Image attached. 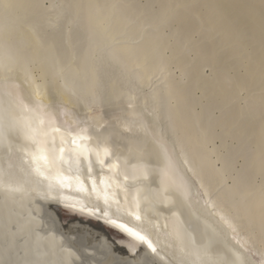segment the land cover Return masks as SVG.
Returning <instances> with one entry per match:
<instances>
[{
    "label": "bare ground",
    "instance_id": "bare-ground-1",
    "mask_svg": "<svg viewBox=\"0 0 264 264\" xmlns=\"http://www.w3.org/2000/svg\"><path fill=\"white\" fill-rule=\"evenodd\" d=\"M191 1L195 6L181 12L180 26L201 25L205 36L219 35L228 55H218V39L189 42L198 58L188 73L191 58L179 56L189 35L178 32L182 39L172 44L165 32L172 1L164 15L147 17V7L140 10L135 0H0V148L9 147L12 162L6 159L5 167L15 169L6 181L0 166V188L27 189L43 215L38 225L47 219L55 227L39 257L35 225L23 226L0 200L8 258L23 264H264V106L250 107L247 128L238 125L241 114L233 108L216 121L206 115L215 105L228 107L250 83L264 87V0ZM241 55L245 73L230 80L229 60ZM208 63L219 64L210 79L202 75ZM189 79L207 92L209 106L200 112ZM218 126L224 138L247 135L255 146L244 160L245 178L229 171L225 139L216 144ZM73 139L87 156L66 150ZM49 204L97 222L112 241L79 223L72 224L77 232H66ZM125 228L144 235L155 252ZM249 247L263 263L250 257Z\"/></svg>",
    "mask_w": 264,
    "mask_h": 264
},
{
    "label": "rangeland",
    "instance_id": "rangeland-1",
    "mask_svg": "<svg viewBox=\"0 0 264 264\" xmlns=\"http://www.w3.org/2000/svg\"><path fill=\"white\" fill-rule=\"evenodd\" d=\"M136 1V3L135 4H137V3H139L138 5H136L137 6V8H139L140 10H144L145 9V7H147L146 8V10H145V12H144V14H143V16L145 15V14H147L146 16L147 17H154V12H155V15H158L159 13H163V14H160V15H164L165 13H164V9H162L163 8V6L164 7H166V4H168V7L169 6H172V5H175L176 7L174 8V6H172L173 7V9H175V10H172V7H170L169 8V10H171V11H169V12H167V15H168V13L169 14H171L172 16L171 17H167V19H169L170 21H166L168 24H167V27L169 26V28L171 29V30H169V29H165V32H166V34L168 35H170L169 36V41H170V43H172V44H177L176 42V39L179 41V38H181L182 39V36L183 35H185V36H188L189 35V40L187 41L186 40V38L185 37H183V44L184 43H195V44H197V43H199V39H201V41L203 42L205 39V41H204V43L206 42V41H208L209 40V37H210V35H207V36H205V31H206V29H205V27L203 28L201 25L200 26H198V27H193L192 25H190V24H188L187 26H189L190 27V29H189V31L186 29V28H188V27H185V26H180V23H179V20H181V15L183 14V13H187V15L191 12L190 10H189V6L190 7H192V6H195V3H193L194 1H191V0H186V1H188V3H186L187 4V6H186V4H185V6H183V4H182V6L183 7H181V6H178L179 5V1L178 0H176V1H174V0H170V1H168V0H135ZM138 1V2H137ZM165 1V2H164ZM167 1V2H166ZM171 1H172V3H174V4H172L171 3ZM185 1V2H186ZM191 1V3H189ZM200 1V0H199ZM47 2L48 1H46V3H45V5H47ZM164 4H162V3ZM159 3V4H158ZM143 4V5H142ZM146 4V5H145ZM154 4V5H153ZM161 4V5H160ZM170 4H172V5H170ZM188 4H194V5H188ZM142 5V6H141ZM152 5V6H151ZM144 6V8H142ZM149 7V8H148ZM154 8V9H153ZM162 10H161V9ZM151 9H152V11H151ZM176 9H177V11H176ZM187 9V11H185ZM190 9H193V8H190ZM181 10V11H180ZM149 11H150V15H149ZM173 11H174V13H173ZM183 11V13H181ZM152 12V13H151ZM157 12H158V14H157ZM176 13H178L177 14V16H176ZM179 13H181V14H179ZM152 15V16H151ZM178 15H180L179 16V18H178ZM159 16V15H158ZM160 17V16H159ZM162 17V16H161ZM176 17L178 18V20L176 19ZM174 20V21H173ZM175 20H177V21H175ZM173 21V22H172ZM177 22V24H175ZM188 23V22H187ZM173 24H175V25H173ZM174 27V28H173ZM179 27V29H177ZM184 27H185V29H184ZM176 28V29H175ZM181 28H183V29H181ZM201 28H203V30L201 29ZM172 30H173V32H172ZM174 30H175V33H174ZM190 30H191V32H190ZM198 30V31H197ZM169 31L171 32V33H169ZM197 31V32H196ZM199 31H201V32H199ZM179 32V33H178ZM199 32V33H198ZM179 34V36H180V34L182 33L183 35H181V37H179L178 36V34ZM194 33V34H193ZM174 34V35H173ZM245 34V33H244ZM248 34H250V38H248V40L250 41V40H252V41H254V39H253V37H251L252 35H251V33H248ZM248 34H246V35H243V37L242 38H244V39H246L249 35ZM253 34V33H252ZM191 35V36H190ZM193 35V36H192ZM204 35V36H203ZM175 36V37H174ZM176 36H178V38L176 37ZM209 36V37H208ZM215 36V37H214ZM213 36V38H212V36L210 37V38H212V39H210V41L212 40V42H216V40L218 41V43L220 44L219 45V49H217L218 51H220V52H217L218 53V55L219 54H221L222 55V52H223V55H225V57H226V54L228 53L227 51V48L224 46L225 44V41H222L223 39H221V37H220V39L218 38L219 37V35H214ZM218 36V37H217ZM245 36V37H244ZM173 37V38H172ZM201 37V38H200ZM208 37V38H207ZM217 37V38H216ZM176 38V39H175ZM202 38H204V39H202ZM180 39V40H181ZM190 39H191V41H190ZM208 39V40H207ZM214 39V40H213ZM243 39V40H244ZM173 40V41H172ZM199 40V41H198ZM219 40L223 43V45H222V43L221 42H219ZM256 40V39H255ZM175 41V42H174ZM195 41V42H194ZM197 42V43H196ZM256 41H254V42H251L250 41V44H256L255 43ZM181 43H182V41H181ZM189 43V44H190ZM204 43H199L200 45L202 44H204ZM210 42H208V43H205V45H207V44H209ZM189 44L188 45H181V46H183L182 48H184L185 47V49H182V53H184V55H182V53H181V56H179V58L180 57H185V59H189V58H191L190 59V61L188 60V63L189 62H191V63H189L190 65H188L187 66V69H188V73L190 72V70L189 69H192V66L191 65H194V64H192V62H196L195 60H196V58L195 57H197L198 58V56H196V54H194L195 52L194 51H196L195 49L196 48H194L193 46H191V49L193 50L192 51V53H190V51H191V49L189 48ZM197 45V46H199L200 47V45ZM249 44V47H251V48H253V46H251ZM252 44V45H253ZM222 45V46H221ZM187 47V48H186ZM224 47V48H223ZM221 48H223L222 50H221ZM190 50V51H189ZM248 52H249V54L252 52V50H250V49H248ZM187 53V54H186ZM188 53H190L191 54V56H189L190 54H188ZM243 53H245V52H243ZM242 53V55H245V54H243ZM253 53V52H252ZM186 55V56H185ZM228 55V54H227ZM238 56V58L236 57V58H234V60H229V61H231L230 62V64L229 65H234V67H231V66H229L228 65V68H229V70H228V68L226 69V75H228L229 77H227V78H229L230 80H232V79H237V78H239V77H241L242 78V76H243V74L245 73V70H244V67H243V65H245V60H244V58H242L243 56ZM222 57H224V56H222ZM241 57V58H240ZM245 57V56H244ZM219 59H221V58H219ZM243 60V61H242ZM222 61V60H221ZM234 61H236L234 64H233V62ZM212 63V62H211ZM241 63V64H240ZM240 64V65H239ZM212 65H214V63L213 64H206V67H208V68H205V66H203L204 67V69H203V74L202 75H204L205 76V78H207V79H210V78H213V77H215V72H217V67H219V64H215L214 66H215V68L216 69H214L213 68V66ZM209 66H211V67H209ZM221 66V65H220ZM230 68H232L233 70H231ZM204 70H205V72H204ZM214 71V74L212 75V73H213V71ZM233 77H231V76ZM207 76V77H206ZM208 76H210L209 78H208ZM232 79H231V78ZM204 78V77H203ZM241 78H239V79H241ZM193 80V79H192ZM195 81H198V80H196V79H194ZM193 80V81H194ZM200 80V79H199ZM189 81H190V79H189ZM191 82V81H190ZM191 83H193V84H189L192 88H193V94H191V98L193 99V101H195V99L198 101V102H200L199 104H198V102H197V104L194 102V104H196L197 106V108H196V110L198 111V112H200V111H202L203 109H201V108H203V107H208L209 106V102H208V100H206V98H205V96L207 97V95H206V93L204 94V91L203 90H205V88L204 89H202L201 87H202V85H200V83H194V82H191ZM195 84H197V85H195ZM250 84H251V86H250ZM249 84V86H250V89H251V91H250V89L248 88V89H244V90H242V91H238V96H240V97H238L237 95L235 96V98L231 101V102H229L228 104H227V106L229 107H225L226 106V104L223 106V107H221V106H217V105H215L214 107H216V108H214V107H212V108H214V111H211V113L209 114V112L208 113H206V115H210V117L212 118L211 120H214L215 119V121H216V118H218L219 119V117H221V115H223V113L225 114V112H229V113H231L232 111H233V109H235V111L234 112H240V114H241V117H239V122H238V125H240V126H243L244 128L246 127L247 128V125H248V123L247 122H249L250 120H252L251 119V114H252V112H251V110H252V108H254V107H257V109H258V111L260 110H262L263 111V109H264V101H263V95H264V87H263V83L262 84H260L259 86H256V85H254L253 83H250ZM252 84H253V86H254V88H253V86H252ZM190 87V88H191ZM195 87V88H194ZM261 89H260V88ZM263 87V88H262ZM191 88V89H192ZM196 89L198 90L197 91V93H196ZM257 89V90H256ZM260 89V90H259ZM200 90H202V91H200ZM207 90V89H206ZM262 90V91H261ZM192 91V90H191ZM200 91V92H199ZM194 93H195V96H194ZM202 93V94H201ZM240 94V95H239ZM194 96V97H193ZM201 97V98H200ZM255 97V98H254ZM203 98V99H202ZM239 98V99H238ZM254 98V99H253ZM260 98V100H258ZM252 99V100H251ZM234 101V102H233ZM237 101V102H236ZM207 102V103H206ZM236 102V103H235ZM205 103L208 105H206L205 106ZM231 103H233L234 105H238L237 107L235 106H233V104L231 105ZM258 103V104H257ZM201 104V105H200ZM255 104H257V105H255ZM260 104V105H259ZM231 107H230V106ZM203 106V107H202ZM247 106V107H246ZM253 106V107H252ZM238 107H240V108H238ZM250 107H252V108H250ZM262 107H263V109H262ZM220 108H221V110H220ZM231 108H233L232 110H231ZM200 110V111H199ZM211 110H213V109H211ZM218 111V112H217ZM244 111V112H243ZM214 115V116H213ZM251 115V116H250ZM260 115V114H259ZM217 116V117H216ZM253 117H255V116H253ZM214 118V119H213ZM246 118V119H245ZM217 119V120H218ZM241 119H242V121H241ZM254 120V119H253ZM241 121V122H240ZM245 122H246V124H245ZM246 125V126H245ZM238 127V128H241V127ZM248 127H249V125H248ZM215 129H216V127H215ZM217 132L216 133H218L217 134V136L219 135V137H218V139L216 140V144L217 145H221V143L223 144V140H224V144H227L226 145V148L228 149H225V151H230V152H232V153H227V152H225V151H223L224 150V148L222 149V151H223V154L225 155V156H227V155H229L228 156V159H231V160H229L230 162H229V165H228V167L230 166V164H231V166L229 167L230 168V170L229 171H231V169L233 170L232 172H231V174L233 173V175H237V177L239 176V178L241 177V178H245L244 176L246 175V172H247V170L248 169H246L247 167V165L246 164H249V161H250V158L252 157V155L255 153V151L256 150H254V149H256L255 148V146H253V145H251V141L249 140L250 139V137H249V139L247 138V135L246 136H244L243 135V137H241L242 135H236L237 136V138H236V136L235 135H231V136H235V138H233V137H230L229 136V138H226L227 136H225V138H224V132H223V129H221V128H219V126L217 127ZM214 133H215V131H214ZM222 133L224 134V135H222ZM240 137V139H239V137ZM230 138H232L231 140H233V139H235V141L233 140L232 142H231V140H230ZM223 139V140H222ZM229 139V140H228ZM248 140V141H246L247 142V144H246V142H245V140ZM221 140H222V142H221ZM225 141H227L226 143H225ZM239 141V142H238ZM245 142V143H244ZM239 143H241L240 145H239ZM250 143V144H249ZM233 144V145H232ZM245 145H246V147H245ZM236 147V148H235ZM238 147L239 148H241V150L240 151H238L239 149H238ZM244 147V149H242ZM253 147V148H252ZM233 148V149H232ZM234 150H235V152H234ZM247 150V151H246ZM254 151V153H253V151ZM250 151L253 153L252 155L250 154V156L248 155V153H250ZM237 152V153H236ZM227 153V154H226ZM240 153H242V155H240ZM245 153H246V155H245ZM234 154L236 155L235 157H234ZM237 154H239V155H237ZM244 155V156H243ZM232 156V157H231ZM247 156H249L248 158H246ZM230 157V158H229ZM238 157V158H237ZM237 158V159H236ZM248 160L249 159V161H245L244 162V160ZM232 162V163H231ZM236 163V164H235ZM245 163V164H244ZM243 164H244V166H243ZM246 165V166H245ZM231 167H233V168H231ZM244 170V171H243ZM241 171H243V172H245L244 173V175H243V172H241ZM242 173V174H241ZM241 175V176H240ZM199 196L202 198V200H205L204 199V196H202L201 195V192L199 193ZM4 243V244H3ZM241 244H244L243 242H241ZM4 246V249L2 248ZM7 248H9L10 249V245H9V243L8 242H6V241H4V240H2L1 238H0V251H3L2 253H0V264H23L21 261L19 262V260H17V258H16V260H13L12 258L10 259V258H8L9 257V252H10V250H7ZM256 249H254V248H248V253H249V255H250V257L254 260V261H256L257 263H263V260H262V258H261V256H259L260 254H258L259 252L256 250ZM2 254V255H1ZM6 255V256H5ZM8 255V256H7ZM262 260V261H261ZM10 261V262H9ZM17 261V262H16ZM25 264V263H24Z\"/></svg>",
    "mask_w": 264,
    "mask_h": 264
},
{
    "label": "water",
    "instance_id": "water-1",
    "mask_svg": "<svg viewBox=\"0 0 264 264\" xmlns=\"http://www.w3.org/2000/svg\"><path fill=\"white\" fill-rule=\"evenodd\" d=\"M71 146L73 148H78L75 145H71ZM66 150H68V147L66 148ZM6 159H8L12 162L11 150L9 149L8 146L4 147V149L0 148V161H1L0 166L2 167V170H3L2 173L5 174V180L9 181L10 178L7 179V177L9 176V173L15 174V171H14L15 169L11 166L5 167V166H7ZM100 163H102V161L99 160V161H97L96 165L99 166ZM184 163L186 164V166H188L185 161H184ZM103 164L106 167V165L108 164V161L105 159ZM0 200L3 203L11 205L12 208L17 211L16 216L18 219H20L23 226L27 227L30 225H33V226L35 225L34 228L37 229V231H36L37 233L34 231L33 237L37 238V245H38V248H37L35 255H39V257L41 255H43L42 252H43L45 245L51 243L54 239V235H55L54 228L55 227L52 226V224H53L52 222H50V224H49V221L47 219H45V221L42 220V221H44V223H43L44 227L43 228L38 225V223L41 222V220H40L41 218L39 217V215L41 217H43V215L40 214L41 211L39 212V210H36L35 205L38 203V201L35 199L34 195H31V193L27 189L26 190L24 189L22 191V193L19 194L18 191H17V193H10L8 191H3L0 188ZM63 200H65V199L63 198ZM63 200L61 199V201H63ZM56 202H59V201H56ZM30 207L32 210L29 209ZM48 209H50V211H52L56 215V217H58V220L62 223V226L64 229H66V232H68V233L77 232L76 228L73 227L72 224L73 223H79L81 226H84V227L87 226L88 228L90 227V228H95V229L102 231V232L104 231L105 234L109 235L108 237L112 241L111 235L109 233H107L105 231V228L103 226H101L100 224H98L97 222H94L92 220L80 217L78 215L67 213L65 210H63V208L60 205L49 204ZM44 218H42V219H44ZM38 232H42L43 235L39 234ZM24 238H26V237H21L20 239L24 240ZM57 245H58L57 247H60L59 244H57ZM64 254H65L64 252L60 251L59 252L60 257L58 255L57 256L59 258H61V256H63ZM40 260H42V257L40 258ZM60 261H61V263L63 262V260H60ZM71 261L73 264H81L76 259H72Z\"/></svg>",
    "mask_w": 264,
    "mask_h": 264
},
{
    "label": "snow or ice",
    "instance_id": "snow-or-ice-1",
    "mask_svg": "<svg viewBox=\"0 0 264 264\" xmlns=\"http://www.w3.org/2000/svg\"><path fill=\"white\" fill-rule=\"evenodd\" d=\"M76 144V140L73 139L69 146H68V151L69 153H74L77 157H79L81 154H84L85 156H87V149L86 148H80V149H77V148H73L71 145H75ZM64 148H61L60 149V152L63 153L64 152ZM41 159H44V160H47V157L45 156H41L40 157ZM60 160H65L66 158L61 155L59 157ZM91 164V160L89 159V165ZM89 172H91V167H89ZM137 219H139V217H137ZM121 227H125L123 225H121ZM126 231L129 232L130 235L134 236L136 239L142 241V242H145L147 243L148 247L152 249L153 252H155V247L152 245L151 241H148L147 238L142 235L141 233L135 231L134 229L132 228H125Z\"/></svg>",
    "mask_w": 264,
    "mask_h": 264
}]
</instances>
